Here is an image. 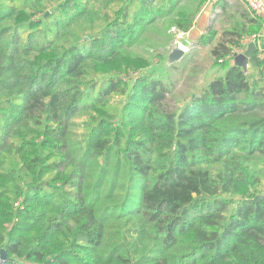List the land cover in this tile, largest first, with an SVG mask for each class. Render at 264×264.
<instances>
[{
	"label": "trees",
	"instance_id": "trees-1",
	"mask_svg": "<svg viewBox=\"0 0 264 264\" xmlns=\"http://www.w3.org/2000/svg\"><path fill=\"white\" fill-rule=\"evenodd\" d=\"M155 1L0 0L4 264H264V201L250 190L264 61L229 64L261 20L198 41L215 42L222 72L171 111L172 81L141 73L151 64L130 50L155 18L187 33L195 12L172 20L179 2Z\"/></svg>",
	"mask_w": 264,
	"mask_h": 264
},
{
	"label": "rangeland",
	"instance_id": "rangeland-1",
	"mask_svg": "<svg viewBox=\"0 0 264 264\" xmlns=\"http://www.w3.org/2000/svg\"><path fill=\"white\" fill-rule=\"evenodd\" d=\"M20 1L17 0V2ZM177 2L179 4L174 10L175 14L171 17L172 20H176L179 13L185 12L187 15L192 13L198 4V0H177ZM156 3H159V1H155ZM206 3V5L209 4L208 2ZM218 15L216 14L215 17L217 18ZM155 19V23L146 28L130 52L136 56L144 57L150 62L151 65L140 71L141 73L154 72L156 77L161 78L164 82L172 81V94L168 97L167 106L171 111H174L181 108L192 93H195L194 89H197V92L200 91L205 84L213 80L217 75H220L222 70L220 64H214L215 59L211 56L212 46L206 48L198 46V41L193 40L188 32L183 33L170 27L163 17ZM222 26L219 21L215 20L210 22L207 27V29L216 35V41L222 34ZM177 46L181 47L184 51L187 48L188 51L185 52L182 60L168 65L167 56L170 50ZM136 74L128 73L125 76L121 74V79L129 82L130 77H135ZM102 78L97 77L96 79ZM126 97L127 92L110 97L108 111L113 115L117 111H120L125 104ZM83 121L85 120H82V118L75 120L76 124H80ZM113 121L115 124L117 119ZM82 131L83 129L81 128L73 129L79 140H81L80 135H82ZM252 169L258 173L260 178L258 187L250 189L255 193L252 195L253 200L256 196L264 195V160L255 159Z\"/></svg>",
	"mask_w": 264,
	"mask_h": 264
},
{
	"label": "crops",
	"instance_id": "crops-1",
	"mask_svg": "<svg viewBox=\"0 0 264 264\" xmlns=\"http://www.w3.org/2000/svg\"><path fill=\"white\" fill-rule=\"evenodd\" d=\"M262 1L264 4V0ZM214 10H218L217 14L219 15L217 16V18L214 17L212 19L211 15ZM193 12L195 13L193 15L192 26L189 29L188 33L193 40L197 41H199L204 35L207 34L209 30L207 29L209 23L215 20L219 21L220 24L223 25L222 34L217 41L229 38L228 36H223V34L225 33L232 32L233 30H235L236 33H240L242 31V28L246 31H249V29H252V27H254V25L247 23L246 19L249 13H247L244 5L240 2V0H213L212 3L208 5H206V0H198V4L196 5V8ZM259 20H261L260 23H262V35L264 44V14ZM256 25L258 27V23H256ZM249 44L250 43L243 45V50L241 54H243L247 50V46ZM214 45L215 42L213 44L202 47L206 48ZM254 54H252V56ZM252 56L247 62L246 72L254 73L251 65ZM229 64L234 65L233 60L229 62Z\"/></svg>",
	"mask_w": 264,
	"mask_h": 264
},
{
	"label": "built area",
	"instance_id": "built-area-1",
	"mask_svg": "<svg viewBox=\"0 0 264 264\" xmlns=\"http://www.w3.org/2000/svg\"><path fill=\"white\" fill-rule=\"evenodd\" d=\"M213 0H206L209 4L212 3ZM240 2L244 5L250 17L253 19H260L264 14V4L262 0H240ZM207 4V3H206ZM218 13V10H214L211 18L213 19L215 15ZM253 43L256 47V52L261 60L264 61V44H263V35L262 31L259 34L252 35L243 40V44ZM193 48V47H192ZM187 48L186 51L187 52ZM242 50H234L229 55V58L233 60L235 55L241 54Z\"/></svg>",
	"mask_w": 264,
	"mask_h": 264
},
{
	"label": "water",
	"instance_id": "water-1",
	"mask_svg": "<svg viewBox=\"0 0 264 264\" xmlns=\"http://www.w3.org/2000/svg\"><path fill=\"white\" fill-rule=\"evenodd\" d=\"M256 52V47L253 43H250L247 46V50L243 53V54H238L235 55L233 58V63L234 65L242 68L243 71L246 72L247 69V62L249 60V58L252 56V54H254ZM185 56V51L177 46L174 47L170 50L168 56H167V64L171 65L174 64L176 62H179L180 60L183 59V57ZM259 201H264V195H260V196H256L252 202L256 203ZM6 260V254L4 251H0V264H4Z\"/></svg>",
	"mask_w": 264,
	"mask_h": 264
}]
</instances>
